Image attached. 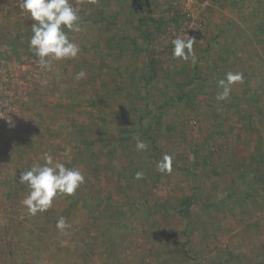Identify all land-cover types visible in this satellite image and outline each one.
Here are the masks:
<instances>
[{"label": "rangeland", "instance_id": "1", "mask_svg": "<svg viewBox=\"0 0 264 264\" xmlns=\"http://www.w3.org/2000/svg\"><path fill=\"white\" fill-rule=\"evenodd\" d=\"M71 2L79 55L42 69L33 21L0 0V264H264V0ZM177 36L195 39V63L172 56ZM228 71L261 85L236 118L213 94ZM240 84L232 93L248 96ZM45 152L85 183L30 216L17 181Z\"/></svg>", "mask_w": 264, "mask_h": 264}, {"label": "clouds", "instance_id": "2", "mask_svg": "<svg viewBox=\"0 0 264 264\" xmlns=\"http://www.w3.org/2000/svg\"><path fill=\"white\" fill-rule=\"evenodd\" d=\"M95 2V0H93ZM19 7L33 23L31 36L28 40L29 51L34 54L36 63L42 69H49L53 62L74 60L80 52V45L69 35L81 31L79 9L71 0H20ZM192 37L177 36L172 40V56L179 60L196 62ZM85 76L84 71L76 74L75 79ZM243 73L228 71L223 78L216 81L218 101L229 98L234 85L243 82ZM42 83H44L42 81ZM136 149L145 151L149 145L137 138ZM43 163L34 162L27 170L19 174V184L28 188L27 195L21 201L30 216L44 213L53 206L57 197H71L85 183L84 174L76 167H68L71 162L55 159L49 152L42 155ZM173 157L164 154L157 163L161 173H171ZM14 173L13 178L15 177ZM142 173H136V179H141ZM71 225L61 216L56 222V228L63 232Z\"/></svg>", "mask_w": 264, "mask_h": 264}, {"label": "trees", "instance_id": "3", "mask_svg": "<svg viewBox=\"0 0 264 264\" xmlns=\"http://www.w3.org/2000/svg\"><path fill=\"white\" fill-rule=\"evenodd\" d=\"M141 22V24L142 23H144V22H142L143 20H140ZM151 22H153L154 23V21L153 20H150ZM148 69H149V71H150V78L151 79H154L155 77H157V60H156V58L154 57V55H152V54H150L149 56H148ZM141 119V118H140ZM140 122V121H139ZM143 127V126H142ZM141 127V128H142ZM121 134H123V135H129V136H131V135H134L133 136V138H135V132H133V131H130L129 129H126V128H122L121 129ZM138 135H140V136H144V133L143 132H141V130H140V133L138 134ZM112 135H109L108 136V134L107 135H105V137L107 138V139H109L108 140V142L110 143V140L111 141H116L115 140V138L114 137H111ZM132 138V139H133ZM149 138H150V141H151V144H150V148H149V150L150 151H152L153 153H154V155L155 156H157V157H159V155H163L164 154V152H162V150H160L159 149V147H158V145L155 143V140H154V138H152L151 136H149ZM132 139L130 140V141H132ZM116 142H118V141H116ZM105 145H106V143H104ZM103 144V145H104ZM136 168H138L139 169V167H136ZM155 181H152V183H153V186H155L154 184H156V182H157V180H156V178L154 179ZM191 202H192V199L191 198H189V206H190V204H191ZM190 225V220H188L186 223H185V228L187 229V227ZM185 229V230H186Z\"/></svg>", "mask_w": 264, "mask_h": 264}, {"label": "crops", "instance_id": "4", "mask_svg": "<svg viewBox=\"0 0 264 264\" xmlns=\"http://www.w3.org/2000/svg\"><path fill=\"white\" fill-rule=\"evenodd\" d=\"M241 89L242 90H246V92H247V94H248V96L245 94V91L243 92L245 95H243V97H241L240 98V94H233L232 92H231V95L229 96V98L228 99H230V100H232V101H228V102H233V100L235 101V106L232 108V110H230V109H227V107H225V109L223 108V101L221 102V101H219L220 102V108H219V110L220 111H223V112H225L226 113V115H224L225 117H227V118H232L233 116H234V114H235V118L236 117H238V116H242V114H240V112L242 111V109H241V106H242V104H244L245 103V100L247 101V102H249V101H255L256 103H259V102H257L256 100H250L251 99V96H252V92H251V88H255V89H257V88H259V87H261V85L260 84H253V83H250L249 84V82H247V81H245V82H242L241 84ZM237 88H239V86L238 85H235ZM245 88V89H244ZM240 89V90H241ZM218 91V90H217ZM214 92V91H213ZM215 96V98H216V95H217V93L215 94V92L213 93ZM213 99V98H212ZM211 99V100H212ZM260 101H261V99L260 98H258ZM216 101H217V99H216ZM228 102L226 101V105H228ZM246 102V103H247ZM213 111H215V110H213ZM230 112H232V113H230Z\"/></svg>", "mask_w": 264, "mask_h": 264}]
</instances>
